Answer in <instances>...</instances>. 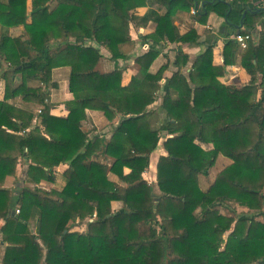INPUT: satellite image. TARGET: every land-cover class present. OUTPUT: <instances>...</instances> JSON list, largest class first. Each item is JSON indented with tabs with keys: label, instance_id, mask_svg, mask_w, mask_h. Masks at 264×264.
<instances>
[{
	"label": "trees",
	"instance_id": "obj_1",
	"mask_svg": "<svg viewBox=\"0 0 264 264\" xmlns=\"http://www.w3.org/2000/svg\"><path fill=\"white\" fill-rule=\"evenodd\" d=\"M233 1L251 8L235 9ZM142 6L148 10L136 15ZM193 8L191 16L201 24L212 12L224 17L233 35L224 45V64H213L215 42L207 44L187 83L185 46L201 36L194 27L182 32L177 22ZM151 22L155 29L140 41L176 44L175 59L152 72L161 51L150 45L135 57L140 67L132 76L136 93L124 95L126 68L117 61L128 59L123 46L132 41L131 25ZM19 26L25 38L11 35ZM238 33L249 36L245 48L234 38ZM101 47L116 62L111 71L98 69ZM259 59H264V10L257 11L252 0H0L2 264H264L259 219L264 216V73L258 74ZM234 63L250 76L238 87L219 80L225 66ZM170 64L178 70L162 96L168 120L157 124L156 109L148 107L158 99ZM62 66L71 68L74 94L65 102L66 117L51 113L46 88L53 69ZM86 109L101 110L110 121L121 114L110 138L82 129ZM209 144L210 149L202 146ZM159 145L165 153L157 160L155 189L144 173ZM99 154L112 161L93 158ZM220 155L232 163L204 190L200 176L209 174ZM21 162L28 165L26 185L16 193L4 183L8 176L19 179ZM61 164H68L61 187L27 185L55 182ZM116 201L122 203L119 210L112 206ZM237 204L247 210L238 213ZM222 208L234 215L225 216ZM47 219L54 226L44 232ZM77 221H85L87 229L76 230Z\"/></svg>",
	"mask_w": 264,
	"mask_h": 264
},
{
	"label": "crops",
	"instance_id": "obj_2",
	"mask_svg": "<svg viewBox=\"0 0 264 264\" xmlns=\"http://www.w3.org/2000/svg\"><path fill=\"white\" fill-rule=\"evenodd\" d=\"M257 6V11L264 10V0H252V6ZM233 7L235 9H241L243 7H247L248 9L251 8L247 3H240L238 1H233ZM260 8V10H258ZM148 10V7L142 6L138 7L135 10V14L138 16H142ZM245 12V11H244ZM195 13V9L193 8L190 13H183L178 16V27L181 29L182 32H187L191 27H194L198 34H200L201 38L198 43H193L190 45L185 46V51L189 55V62L187 66L182 70V74L187 81H189V71L190 68L196 59V57L202 53L207 44L215 42V46L213 48V64L214 65H223L224 64V45L225 42L228 40V35H233L232 28L228 25L225 21V18L218 15L215 12L210 13L208 20L205 24H201L194 20L191 14ZM260 27V26H259ZM155 29V23L151 22L147 27H135L131 25L130 33L132 37V41L130 44L124 45L123 50L124 53L128 56V59H119L117 61V65L119 67L126 68L122 74L121 84L125 87L123 91L124 95L132 96L136 93L138 84L132 81V76L135 75L139 70V65L135 62V57L139 54L145 53L150 45L153 43H142L140 41V36L144 34H148ZM12 36H24L26 37V32L24 26H19L16 28H12L10 31ZM156 48L160 49L161 54L155 59L154 63L151 66V71L155 72L162 64H164L168 58H170L171 62L175 59L176 55V44H153ZM101 52L103 54L99 64L98 69L101 72H108L115 68L116 62L111 58V54L107 51L104 47H101ZM167 56V57H166ZM18 60V57L14 56V62ZM258 67V74L261 75L264 73V59H259L256 61ZM15 66V65H14ZM178 69L173 65L170 64L168 69L164 72V77L160 81L162 84V88L159 91L158 99L148 108L156 109L157 111V124H163L167 122V113L166 110L162 107V96L165 93L166 83L167 80L176 72ZM70 71L71 68L69 66H62L56 67L53 69L51 75L49 76V81L46 86L48 92V99L51 107V113L57 116L66 117L68 115V109L66 107L65 102L70 101L74 98V94L70 91ZM241 78V82L239 81ZM250 76L246 73V71L239 65V63H234L232 65L225 66V73L224 75L219 77V80L225 84L232 85L238 87L246 82H248ZM19 80V77L17 78ZM188 83V82H187ZM190 83V81H189ZM189 87L181 86V91H185ZM5 95V83L3 79V69H0V99H3ZM24 103V102H23ZM18 105H22V101L20 99L17 100ZM26 104V103H24ZM29 105V104H26ZM35 108V107H34ZM40 108H38L39 110ZM36 110V111H38ZM121 114H118L113 120H109L103 111L95 110V109H86V118L82 122V129L88 132L91 136L97 134H104L106 138H110L113 135L114 127L117 126L121 120ZM164 136H171L167 135L165 132ZM164 140V138L162 139ZM162 144V143H161ZM205 149H210L212 146L209 145H202ZM158 153L154 159V167H151L152 157L155 153L151 156L150 161V168L145 173L149 175L150 178L155 180L156 178V163L160 154L165 153L164 148L162 145L158 146ZM94 159L102 162V161H112L111 157H107L103 154H99L97 157H93ZM221 160L220 165L222 162L225 161L227 165L230 160L227 157H219ZM28 165L21 162L18 165V180H16L13 176H8L4 183V187L8 189H13L14 192H18L21 186L26 185L24 180V174L27 170ZM68 164H61L56 168L57 178L55 182L45 181L42 180L39 184H27L30 187H41L45 190H49L53 187H61L64 185V181L61 178V174L67 169ZM213 167V166H212ZM218 170H215V173H212L211 169L209 170V174L207 176H203L205 178H211L214 180ZM110 178L115 176L112 173H109ZM116 177V176H115ZM4 221L0 218V228L3 225ZM54 226V221L47 219L42 224V229L44 232H49L52 230ZM6 244L1 242V235H0V264H2V259L5 253Z\"/></svg>",
	"mask_w": 264,
	"mask_h": 264
},
{
	"label": "rangeland",
	"instance_id": "obj_3",
	"mask_svg": "<svg viewBox=\"0 0 264 264\" xmlns=\"http://www.w3.org/2000/svg\"><path fill=\"white\" fill-rule=\"evenodd\" d=\"M240 82L242 81L241 80V78H240V80H239ZM48 84V83H47ZM47 86V85H46ZM38 108H41V106H38V107H35V110H38ZM37 112V111H36ZM158 148L156 149V151L154 152L155 154L153 155V157H152V162H151V167L153 168L154 167V159H155V156L157 155V153H158ZM221 158V157H224L225 158V156H223V155H220V156H218V158ZM217 158V160H216V162H215V164L213 165V167H211V171H212V173H215V170H218V172H217V174L221 171V170H223L226 166H228L229 164H231L232 163V160L231 159H229V158H227V159H229L230 160V162L226 165L225 164V161L224 162H222V164L220 165V163H221V160H219ZM102 162H105V161H102ZM157 164V163H156ZM149 168H150V166H149ZM149 168L147 169V171L149 170ZM146 171V172H147ZM145 172V173H146ZM144 173V178L149 182V183H151L153 186H154V188L155 189H157V185H156V179L155 180H153L152 178H150L149 177V175H147V174H145ZM155 173H156V171H155ZM217 174H216V176H217ZM216 176H215V178H216ZM109 178H110V176H109ZM156 178V177H155ZM215 178H214V180H215ZM110 179H112V180H117V177H115V176H113V178H110ZM200 185H201V187H202V189H207L208 188V186L214 181V180H211V178H205V177H203V176H200ZM35 188V187H34ZM41 188V187H40ZM44 189V188H43ZM112 206H113V208L115 209V210H119V209H121V207H122V203L120 202V201H116V202H113V204H112ZM235 207H236V211L239 213V212H242V211H246L247 210V208H245V207H243V206H241V205H234ZM222 214H224L225 216H233L234 215V213L232 212V211H230V210H228V209H225V208H222L221 209V211H220ZM260 220H262L263 222H264V216H261L260 218H259ZM86 222L84 221V222H81V221H77V227H76V230H80V231H85L87 228H86ZM226 236V235H225Z\"/></svg>",
	"mask_w": 264,
	"mask_h": 264
},
{
	"label": "built area",
	"instance_id": "obj_4",
	"mask_svg": "<svg viewBox=\"0 0 264 264\" xmlns=\"http://www.w3.org/2000/svg\"><path fill=\"white\" fill-rule=\"evenodd\" d=\"M234 38L240 43L242 48H245L247 45L248 35H242L240 33L236 34ZM40 112V109L38 110ZM16 213H19V209H16Z\"/></svg>",
	"mask_w": 264,
	"mask_h": 264
},
{
	"label": "water",
	"instance_id": "obj_5",
	"mask_svg": "<svg viewBox=\"0 0 264 264\" xmlns=\"http://www.w3.org/2000/svg\"><path fill=\"white\" fill-rule=\"evenodd\" d=\"M258 10H260V8ZM245 14H246V11L243 13V17L245 16Z\"/></svg>",
	"mask_w": 264,
	"mask_h": 264
}]
</instances>
